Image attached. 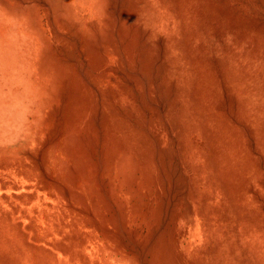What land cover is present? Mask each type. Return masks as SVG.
<instances>
[{"label": "rangeland", "instance_id": "374dc122", "mask_svg": "<svg viewBox=\"0 0 264 264\" xmlns=\"http://www.w3.org/2000/svg\"><path fill=\"white\" fill-rule=\"evenodd\" d=\"M0 264H264V0H0Z\"/></svg>", "mask_w": 264, "mask_h": 264}]
</instances>
